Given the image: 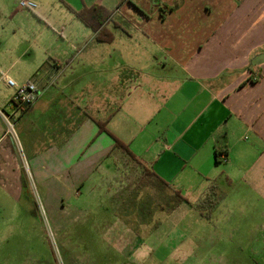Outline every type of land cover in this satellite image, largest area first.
<instances>
[{
    "label": "crops",
    "instance_id": "1",
    "mask_svg": "<svg viewBox=\"0 0 264 264\" xmlns=\"http://www.w3.org/2000/svg\"><path fill=\"white\" fill-rule=\"evenodd\" d=\"M34 1L29 11L0 0L8 21L0 19L7 184L21 190L19 145L42 185L68 171L76 188H108L118 152L125 154L116 139L191 204L212 184L221 201L236 188L264 201V0ZM94 7L106 15L79 18ZM2 74L20 87L35 83L34 102L14 104ZM191 210L181 203L162 226L173 230ZM131 244L125 255L144 248L121 243L123 251Z\"/></svg>",
    "mask_w": 264,
    "mask_h": 264
},
{
    "label": "rangeland",
    "instance_id": "2",
    "mask_svg": "<svg viewBox=\"0 0 264 264\" xmlns=\"http://www.w3.org/2000/svg\"><path fill=\"white\" fill-rule=\"evenodd\" d=\"M6 16L0 9L3 27ZM18 154L28 160L21 147ZM116 164L108 188L92 193L89 185L76 188L68 171L42 185L30 165L29 172L24 167L18 192L0 177V264H264L260 195L236 188L204 216L195 210L181 215L183 222L171 230L162 225L177 209L173 192L149 181L139 188L144 170L126 154L118 152ZM135 241L144 248L125 255L135 245L123 251L121 243Z\"/></svg>",
    "mask_w": 264,
    "mask_h": 264
},
{
    "label": "trees",
    "instance_id": "3",
    "mask_svg": "<svg viewBox=\"0 0 264 264\" xmlns=\"http://www.w3.org/2000/svg\"><path fill=\"white\" fill-rule=\"evenodd\" d=\"M104 13L103 15H106V12L100 8V7H94L91 11L85 12L83 14L79 15V18L85 22H88L87 20H89V17L91 15V13ZM106 18V17H105ZM94 30H98L101 27V24L99 23L98 25H93ZM106 32L103 33V35ZM98 127H99V132L100 133H108L105 125L103 123H97ZM115 140V148L122 150L128 157L130 160H132L137 166H139L141 169L144 170V175L142 178L139 179L138 181V185L139 188H143L148 186V181L151 182L152 184H158V185H162L165 188H169L168 184L165 183L162 179H160L153 171H149L145 165L137 158H135L129 151L127 148H125L119 141ZM220 156V154H218V157ZM226 182H228V180L226 179ZM230 184V183H229ZM217 188V187H216ZM215 189V184H212V186L210 187L208 194L204 197V199L198 203L195 204H191L189 203L182 195L179 191H174L173 195L176 198V203H175V207H178L181 203L185 202L188 203L196 212H198L201 216L205 215V212H212V210H215L217 205H218V199H217V194L214 191ZM208 217V216H207Z\"/></svg>",
    "mask_w": 264,
    "mask_h": 264
},
{
    "label": "built area",
    "instance_id": "4",
    "mask_svg": "<svg viewBox=\"0 0 264 264\" xmlns=\"http://www.w3.org/2000/svg\"><path fill=\"white\" fill-rule=\"evenodd\" d=\"M17 1H18V7L22 10L35 11L38 8L37 3L34 0H17ZM2 77L5 83L7 84V86L15 90V95L12 100L14 104L21 105V106H30L34 102V100L36 99V95H37V87L35 83L30 82L20 87L14 81L7 78V76H5L4 74H2ZM8 127H9L10 133L14 135L13 123L8 121ZM18 148H20L19 145H18ZM24 167H25V170L29 172L26 162H24Z\"/></svg>",
    "mask_w": 264,
    "mask_h": 264
}]
</instances>
